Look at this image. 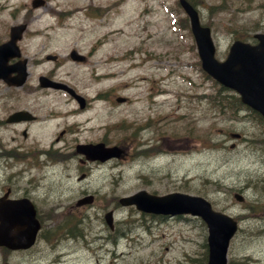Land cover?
Returning a JSON list of instances; mask_svg holds the SVG:
<instances>
[{
  "label": "rangeland",
  "instance_id": "obj_1",
  "mask_svg": "<svg viewBox=\"0 0 264 264\" xmlns=\"http://www.w3.org/2000/svg\"><path fill=\"white\" fill-rule=\"evenodd\" d=\"M192 1L201 22L211 28L218 59L234 38L252 41L255 31L264 30V0ZM6 5L13 18L0 17L10 21L23 20L30 9L25 47L33 58L40 60L45 48L61 54L69 46L91 50V62L107 78L89 81L88 63H64L56 71L74 72L76 80L90 82L92 92L107 86L112 96L131 100L117 105L102 98L85 112L66 116L57 110L75 107L71 100L49 93L38 98L57 101L50 110L58 112L60 124L76 116L89 120L81 128L72 125L64 140L53 142L58 151L54 163L45 161L41 169L31 170L37 184L30 193L41 210V231L27 251H7L2 258L0 249V264L3 259L15 264H204V221L151 215L118 202L119 196L140 188L205 197L214 209L238 220L227 264H264V121L248 109L236 112L216 102L218 84L198 64L177 0H48L37 8L30 0H6ZM61 9L72 11L62 14ZM40 41H47L46 47ZM49 64L43 61L40 67ZM148 117L150 127L142 128ZM230 132L242 136L233 138ZM54 134L39 145L47 148ZM98 140L124 144L128 155L80 162L74 144ZM82 171L88 174L80 178ZM235 190L243 201L233 199ZM87 194L93 195L92 202L76 204ZM107 210L112 227L103 219ZM73 223L77 234L72 236L67 230ZM46 229H58L51 242L43 237Z\"/></svg>",
  "mask_w": 264,
  "mask_h": 264
},
{
  "label": "water",
  "instance_id": "obj_2",
  "mask_svg": "<svg viewBox=\"0 0 264 264\" xmlns=\"http://www.w3.org/2000/svg\"><path fill=\"white\" fill-rule=\"evenodd\" d=\"M179 1L189 16L190 28L202 67L220 83L235 89L240 94L241 101L264 116V32L254 35L259 39L255 44L234 40L226 58L220 61L214 56L215 47L210 28L200 23L196 9L187 0ZM42 3L43 0H32L33 6ZM23 27L24 24L11 26L10 39L0 46V55L4 48H11L15 44L16 39L21 36ZM13 53L17 54L15 48ZM74 54L73 52L72 55ZM233 135L238 136V134ZM77 150L85 153L88 158L100 160L119 156L121 153L118 146H105L103 142L78 144ZM233 195L237 200L243 199L237 192ZM91 199L92 196L89 195L78 203ZM15 202L16 204L0 203V245L11 248L27 247L33 242L39 223L35 218V210L27 199ZM119 202L134 203L137 208L154 213L188 212L200 215L208 227L209 254L206 264H225L227 245L236 230V220L212 209L210 203L203 197L178 191L152 195L140 190L132 195L120 197ZM104 217L106 222L111 224V212H106Z\"/></svg>",
  "mask_w": 264,
  "mask_h": 264
},
{
  "label": "flooded vegetation",
  "instance_id": "obj_3",
  "mask_svg": "<svg viewBox=\"0 0 264 264\" xmlns=\"http://www.w3.org/2000/svg\"><path fill=\"white\" fill-rule=\"evenodd\" d=\"M6 9V0H0V16L4 14ZM9 18H13L11 14H9ZM11 23L10 20L0 17V44L8 39ZM25 23L26 27L22 35L23 37L18 41V46L22 53L21 58H23L21 61L26 72L23 77V83L19 86L10 83L14 76L17 75L14 65L15 63H19L20 57H6L0 63V198L18 199L27 197L33 202L37 216H41V210L30 193L31 187H34L33 183L37 184V179L32 176L31 170L41 169L45 161L52 163V155L56 151L52 148L54 146L53 142H50L49 147L45 148L39 145V141L44 139L45 136H50L54 133L53 141L62 140L72 128V123L69 119H66L63 124H60L56 120L59 116L53 109L50 110V108H55L54 104L57 101H41L38 98H46L47 93L56 96L61 95L71 100L75 105L74 110L78 112L81 109L90 107L94 100L98 101L102 97L109 101L110 91L107 86H100L92 92L88 89L90 82L85 83L82 80H76L74 72L66 71L61 73L59 70L56 71L64 63L74 67L88 63L90 65L88 70L89 81L101 80L104 75L101 71L97 70V65L91 62L93 54L91 51L85 52V54L82 53L81 59L71 57L70 51L76 49L71 46L67 47L63 54L48 52L43 55V59L50 61L51 64L45 69L41 68L40 63L43 64L44 60H40L39 62L38 59L32 58L26 53L28 48L24 45L27 43L25 40L30 39L29 36L26 37L30 30L28 22L25 21ZM39 44L43 47L47 43L42 41ZM77 51L80 52L79 50ZM47 55L51 57H47ZM39 69L42 71H39ZM41 75H46L51 79L66 83L69 87L73 88L83 96L84 106L77 107V98L66 87L42 86L40 84ZM105 77L107 78L108 74ZM102 88L105 89L102 90ZM19 110L25 111L24 115L10 120L9 117L12 113ZM49 121H52L51 125H47ZM44 130H48L49 132L45 134L43 133ZM73 153L71 152V154ZM41 156H44L43 160L40 159ZM85 161L84 159H80V162ZM82 172L84 175L87 174L85 171ZM0 249L3 252L2 258L5 257L7 251H12L11 249H5L3 246H0Z\"/></svg>",
  "mask_w": 264,
  "mask_h": 264
},
{
  "label": "trees",
  "instance_id": "obj_4",
  "mask_svg": "<svg viewBox=\"0 0 264 264\" xmlns=\"http://www.w3.org/2000/svg\"><path fill=\"white\" fill-rule=\"evenodd\" d=\"M224 91H225V88L223 87L220 88V92H221L220 102L221 103L226 102L225 103L227 105L226 107H230V110L232 109L233 111H236V112L243 107V104L239 101V98L236 94H230ZM213 102H215L214 98H212V103ZM257 115L261 118L259 114Z\"/></svg>",
  "mask_w": 264,
  "mask_h": 264
},
{
  "label": "bare ground",
  "instance_id": "obj_5",
  "mask_svg": "<svg viewBox=\"0 0 264 264\" xmlns=\"http://www.w3.org/2000/svg\"><path fill=\"white\" fill-rule=\"evenodd\" d=\"M68 11H72V9H67ZM62 11H64V10H62ZM69 109V108H68ZM71 109V108H70ZM59 131V130H58Z\"/></svg>",
  "mask_w": 264,
  "mask_h": 264
}]
</instances>
